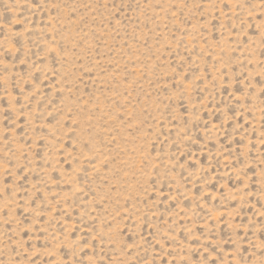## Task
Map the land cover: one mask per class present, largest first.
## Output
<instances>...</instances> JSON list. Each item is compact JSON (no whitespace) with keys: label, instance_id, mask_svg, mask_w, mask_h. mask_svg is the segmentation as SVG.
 Here are the masks:
<instances>
[{"label":"rangeland","instance_id":"obj_1","mask_svg":"<svg viewBox=\"0 0 264 264\" xmlns=\"http://www.w3.org/2000/svg\"><path fill=\"white\" fill-rule=\"evenodd\" d=\"M0 264H264V0H0Z\"/></svg>","mask_w":264,"mask_h":264}]
</instances>
